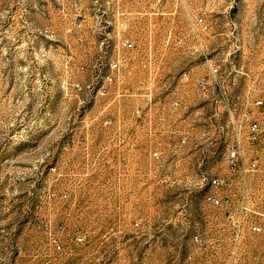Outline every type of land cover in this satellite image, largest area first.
I'll use <instances>...</instances> for the list:
<instances>
[{
    "label": "rangeland",
    "instance_id": "1",
    "mask_svg": "<svg viewBox=\"0 0 264 264\" xmlns=\"http://www.w3.org/2000/svg\"><path fill=\"white\" fill-rule=\"evenodd\" d=\"M0 264H264V0H0Z\"/></svg>",
    "mask_w": 264,
    "mask_h": 264
},
{
    "label": "built area",
    "instance_id": "2",
    "mask_svg": "<svg viewBox=\"0 0 264 264\" xmlns=\"http://www.w3.org/2000/svg\"><path fill=\"white\" fill-rule=\"evenodd\" d=\"M200 20H202V19H200ZM124 45H125L126 47H128V48H131V47L133 46V43L130 42V41H126V42L124 43ZM111 66H112L113 68H117V67L119 66V62H118V61H113V62L111 63ZM258 103H259V104H262L263 101H262V100H259ZM246 121L248 122L249 127H250L251 130H253V131H257V130L259 129L260 124H259L258 121L254 120V119H251L250 117H247V118H246ZM154 154L157 155L158 152H154ZM229 162H230V164L233 165V166L237 165V151H236L235 149H232L231 152H230V154H229ZM213 181H214V182H217L218 180H217V179H214ZM214 201L218 202L217 199H214ZM253 229H254L255 231H259V230H260V226H258V225H254V226H253Z\"/></svg>",
    "mask_w": 264,
    "mask_h": 264
}]
</instances>
